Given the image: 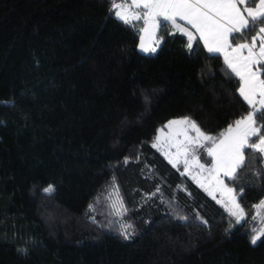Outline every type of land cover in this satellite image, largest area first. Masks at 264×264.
Instances as JSON below:
<instances>
[{
  "label": "trees",
  "instance_id": "trees-1",
  "mask_svg": "<svg viewBox=\"0 0 264 264\" xmlns=\"http://www.w3.org/2000/svg\"><path fill=\"white\" fill-rule=\"evenodd\" d=\"M143 25L112 0H0V264H264L262 153L223 178L237 223L153 147L173 118L219 138L251 110L238 77L170 24L139 52Z\"/></svg>",
  "mask_w": 264,
  "mask_h": 264
},
{
  "label": "snow or ice",
  "instance_id": "snow-or-ice-1",
  "mask_svg": "<svg viewBox=\"0 0 264 264\" xmlns=\"http://www.w3.org/2000/svg\"><path fill=\"white\" fill-rule=\"evenodd\" d=\"M250 2L252 0H121L116 3L112 0L116 17L124 23L142 19V31L150 34H154L160 27L167 28L170 23L176 31L187 36V48L191 51L196 36L188 27L177 23L178 19L184 21L199 35L208 53L223 54L227 68L238 77L239 95L251 110L245 117L237 119L234 126H229L226 132L220 133L219 138L206 135L187 118L171 121L166 126H185L177 133V136L182 135L184 139L172 145L176 148V157H182L186 173L189 172L192 161L201 172L208 173L209 183L214 182L216 190L228 193L227 200H217V203H223L237 223L244 219V210L232 195V189L223 185L219 175L223 173L224 176L234 178V174L244 165L245 149L264 153V134H261L264 127L257 126V117L264 120V79L261 78L264 72V0H256L254 6L248 7ZM240 5H244L243 11ZM136 9L143 10L142 14L140 11H134ZM253 31L256 35L250 37V42L245 40V33ZM235 40L245 42L234 46ZM141 48L145 52L156 51L155 47L149 49L143 44ZM189 130L196 134L195 137L188 135ZM253 137H256L258 142H254ZM153 147H157V143H154ZM198 148H206L207 155L212 157L211 167L206 168L199 162L196 156ZM169 162L176 167L178 161L170 159ZM193 179L196 177L193 176ZM200 186L216 199L212 189L203 183ZM52 190L51 185L45 189L46 192ZM256 207L264 209V201ZM89 208L92 209V205ZM112 208L117 213L126 211L122 201L114 202ZM262 236L264 230L253 236L251 243L255 244Z\"/></svg>",
  "mask_w": 264,
  "mask_h": 264
},
{
  "label": "rangeland",
  "instance_id": "rangeland-1",
  "mask_svg": "<svg viewBox=\"0 0 264 264\" xmlns=\"http://www.w3.org/2000/svg\"><path fill=\"white\" fill-rule=\"evenodd\" d=\"M157 45H158V43L156 42L154 47L156 48ZM182 119H184V118H173V119H170L169 121H167L163 126H160L157 129V133H156L155 140H154L153 144L157 143V147L156 148L163 154V156L168 161L170 159L177 160L178 161L177 165L178 164H182L183 167H184V164L182 162V157L181 158L176 157V155H175L176 148L174 146H172V145H174L178 140L182 141L184 139V137L182 135L181 136H177V133L179 131H181L185 126L184 125H172L171 128L166 127L167 125H169V122L174 121V120H182ZM190 121H192V120H190ZM161 130H163V131H161ZM188 135L191 136V137H195L196 134L189 130ZM157 137H159V141L158 142H157ZM196 156L198 157L197 152H196ZM199 162L201 164H204L205 167L208 168V165H206L205 162H201L200 159H199ZM190 164H191V167L189 169L188 174H190V176L192 178H193V176L196 177V179H194V181L196 183H197V181H200V183H197L199 186H200L201 183H203V184H205L206 187H209L210 189H212V191H213V193H214V195L216 197V200L224 201V200L228 199V193L226 191L222 192V191L216 190V187L214 186V182L209 183V177H208V173L207 172H201L200 169L195 167V163L192 162V161H190ZM183 171L185 172L184 168H183ZM223 176H224L223 173H220L219 179L223 181V185L226 188L232 189L231 186L227 185L224 182ZM232 195L235 196V194L233 192V189H232ZM221 204L223 205V203H221ZM260 214L255 212V215L257 216L256 217V222H258V221H261V222H260V225L256 226V232H254L253 236L257 235L260 231L264 230V217H263V219H261L260 218L261 217ZM263 215H264V212H263ZM253 236H252V238H253Z\"/></svg>",
  "mask_w": 264,
  "mask_h": 264
},
{
  "label": "crops",
  "instance_id": "crops-1",
  "mask_svg": "<svg viewBox=\"0 0 264 264\" xmlns=\"http://www.w3.org/2000/svg\"><path fill=\"white\" fill-rule=\"evenodd\" d=\"M121 1H119V2H117V3H120ZM254 6V5H253ZM241 7V6H240ZM248 7H252V6H248ZM115 10V9H114ZM241 10L243 11V8H241ZM116 11V10H115ZM134 11H140L141 12V14H142V11L143 10H141V9H136V10H134ZM177 23H179V24H182V25H184L185 27H188L189 28V30L190 31H193V34L196 36V38H198L199 40H200V38H199V35L198 34H196L195 33V31L194 30H192L191 28H190V26H188V25H186L185 24V22L184 21H180L179 19L177 20ZM170 24V23H169ZM171 25V24H170ZM172 26V25H171ZM143 27H144V25H143ZM143 29V28H142ZM142 29H141V31H140V35H139V39H138V43H137V50L139 51V52H141V53H148V52H150V51H148V52H145V51H143L142 50V48H141V44H143L144 45V47H147V48H149V49H151L152 47H154L155 46V44H156V42H158L157 41V31H158V29L155 31V33L154 34H150V32H144V31H142ZM187 37V36H186ZM249 42H250V40H248ZM200 42L203 44V41L202 40H200ZM243 42H245V41H242V42H239V43H243ZM259 45V41H257V46ZM203 46H204V44H203ZM235 46V45H234ZM205 48V47H204ZM206 49V48H205ZM207 50V49H206ZM219 54V53H218ZM220 55H222V57H223V54H220ZM223 59H224V57H223ZM261 78H262V76H261ZM237 92H238V89H237ZM238 94H239V92H238ZM242 98V97H241ZM243 99V98H242ZM246 104H247V102L246 101H244ZM249 106V105H248ZM250 107V106H249ZM248 114V113H247ZM246 114V115H247ZM245 115V116H246ZM244 116V117H245ZM234 126V125H233ZM262 155H263V160H264V153H262ZM212 158V157H211ZM208 167H211V165H208ZM225 176H223V178H224ZM201 187V186H200ZM202 188V187H201ZM262 201H264V197L262 198V200H261V202ZM260 202V203H261ZM259 203V204H260ZM258 204V205H259ZM260 212H264V209H258Z\"/></svg>",
  "mask_w": 264,
  "mask_h": 264
}]
</instances>
